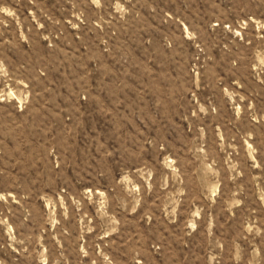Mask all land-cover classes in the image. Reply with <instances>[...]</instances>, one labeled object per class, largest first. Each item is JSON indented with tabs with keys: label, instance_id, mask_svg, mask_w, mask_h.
<instances>
[{
	"label": "rangeland",
	"instance_id": "rangeland-1",
	"mask_svg": "<svg viewBox=\"0 0 264 264\" xmlns=\"http://www.w3.org/2000/svg\"><path fill=\"white\" fill-rule=\"evenodd\" d=\"M0 264H264V0H0Z\"/></svg>",
	"mask_w": 264,
	"mask_h": 264
}]
</instances>
